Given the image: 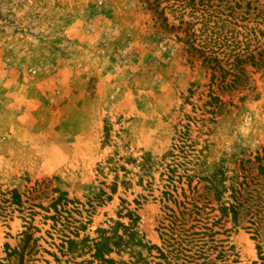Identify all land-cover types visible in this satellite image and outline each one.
Returning a JSON list of instances; mask_svg holds the SVG:
<instances>
[{
  "label": "rangeland",
  "instance_id": "1",
  "mask_svg": "<svg viewBox=\"0 0 264 264\" xmlns=\"http://www.w3.org/2000/svg\"><path fill=\"white\" fill-rule=\"evenodd\" d=\"M0 264H264V0H0Z\"/></svg>",
  "mask_w": 264,
  "mask_h": 264
},
{
  "label": "trees",
  "instance_id": "2",
  "mask_svg": "<svg viewBox=\"0 0 264 264\" xmlns=\"http://www.w3.org/2000/svg\"><path fill=\"white\" fill-rule=\"evenodd\" d=\"M169 154H170V151H166L164 153V155L158 159L160 161H156V158L154 159V157L150 153H144L143 156L141 157V162L139 163L140 170H142L143 173H149V171L151 170V168H153L154 165L162 167V173H160V175L165 176V180H164L165 183L162 186L165 189H164V191L161 192V194L165 197V199L173 198L172 193L176 192V186L174 185V182L176 181L174 179L175 170H174V168L170 167V165L168 163H166V164L163 163V159L166 156H168ZM182 177H183L182 175H177L176 176V178H178L177 182L181 181ZM186 179L188 180L187 185L189 187L191 184V180L187 176H186ZM114 192H115V188H111V193H114ZM106 198L108 200L110 199L109 196H106ZM56 200H57L56 202L59 201V199H56ZM136 204H138L137 201H136ZM175 243H176V246L172 247V252H174V251L179 252L180 250H182V249H179L180 242L174 241L173 244H175ZM112 245L116 246V245H118V243H113ZM107 252H111V249L109 248L108 244H107ZM104 261H112V260L111 259H104Z\"/></svg>",
  "mask_w": 264,
  "mask_h": 264
}]
</instances>
